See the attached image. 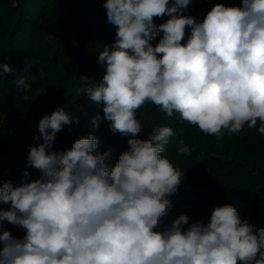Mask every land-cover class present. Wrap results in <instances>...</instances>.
I'll return each mask as SVG.
<instances>
[{"label":"clouds","instance_id":"9594fccd","mask_svg":"<svg viewBox=\"0 0 264 264\" xmlns=\"http://www.w3.org/2000/svg\"><path fill=\"white\" fill-rule=\"evenodd\" d=\"M191 2L105 0L116 34L98 55L104 75L98 83L80 75L72 91L103 105L92 126L110 122L113 133L131 136L129 148L114 164L112 149L97 151L95 135L53 150L57 133L79 124V116L64 107L44 115L37 137L43 142L27 157L39 178L28 181L25 172L20 186L0 181V205L10 204L0 206V264H264V228L241 220L230 204L212 209L206 224L181 214L157 231L185 176L162 155L175 135L171 127L137 138L142 106L151 103L168 117L178 113L216 137L259 121L264 136V0L216 3L202 21L183 14ZM12 71L0 63V78ZM17 87L30 90L25 77ZM45 91L41 86L23 99L32 102ZM177 150L191 152L183 140ZM4 221L24 236L4 230Z\"/></svg>","mask_w":264,"mask_h":264},{"label":"trees","instance_id":"16d2710c","mask_svg":"<svg viewBox=\"0 0 264 264\" xmlns=\"http://www.w3.org/2000/svg\"><path fill=\"white\" fill-rule=\"evenodd\" d=\"M104 3L105 0H0V63L13 69L0 78V181L20 186L25 182V172L29 174L28 181L39 178L40 173L27 163L28 153L30 147L43 142L37 139L39 120L57 107L79 116L80 122L73 121L57 133L53 150L69 149L75 140L88 135L98 138L99 153L113 150L112 164L128 150L130 135L113 133L106 120L98 127L92 126V117H103V105L72 91L79 85L80 75L90 77L94 83L104 75L98 55L114 42L116 34V27L107 21ZM216 3L242 6L241 0H192L183 14L202 21ZM167 19L155 18L154 23L159 25ZM190 31L186 30L185 41ZM158 39L152 41L153 45ZM20 77L30 85L27 93L18 90ZM41 86L46 91L34 101L23 99L24 95L37 93ZM67 102L76 106L68 107ZM136 118L142 126L137 138L142 140L149 139L158 127L173 129L175 135L162 155L185 176L178 191L169 197L172 208L161 218L157 231L181 214L188 215L190 223L200 220L206 224L211 210L225 204L234 206L241 220H247L255 229L264 228V136L257 130L259 121L253 128L245 124L238 133L224 131L216 137L183 121L178 113L168 117L151 103L142 106ZM180 140L191 149L189 155L178 154Z\"/></svg>","mask_w":264,"mask_h":264},{"label":"rangeland","instance_id":"374dc122","mask_svg":"<svg viewBox=\"0 0 264 264\" xmlns=\"http://www.w3.org/2000/svg\"><path fill=\"white\" fill-rule=\"evenodd\" d=\"M184 12H188V9H186ZM0 206L4 207L5 209L10 208V204L0 205ZM3 227H4V230L10 231L14 236L18 238H22L25 234L23 229L15 227L11 225L10 223H8L7 221L3 222Z\"/></svg>","mask_w":264,"mask_h":264}]
</instances>
